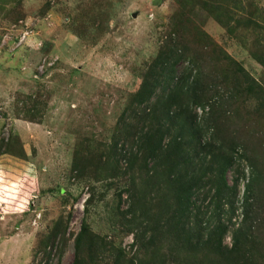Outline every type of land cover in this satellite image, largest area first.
Returning a JSON list of instances; mask_svg holds the SVG:
<instances>
[{"label": "rangeland", "instance_id": "374dc122", "mask_svg": "<svg viewBox=\"0 0 264 264\" xmlns=\"http://www.w3.org/2000/svg\"><path fill=\"white\" fill-rule=\"evenodd\" d=\"M214 7L248 27L228 34ZM252 51L264 52V0H0V264H72L83 226L85 264H138L148 226L162 225L147 253L201 264L198 246L175 243L179 228L204 232L199 221L211 224L225 202L230 248L250 183L243 229L251 223L254 241L234 264H264V66ZM170 64L167 91L159 73ZM144 80L158 82L146 112L135 102ZM170 101L153 163L149 142ZM231 156L224 177L236 188L218 201ZM177 159L189 207L169 176ZM215 259L203 264L225 261Z\"/></svg>", "mask_w": 264, "mask_h": 264}, {"label": "trees", "instance_id": "16d2710c", "mask_svg": "<svg viewBox=\"0 0 264 264\" xmlns=\"http://www.w3.org/2000/svg\"><path fill=\"white\" fill-rule=\"evenodd\" d=\"M180 8H183L182 4L179 3ZM212 16L215 19V21L220 24L228 34L234 33L235 29L237 28V26H240L241 24H243L244 28H247L248 26H246L245 24L249 23L248 20H245L243 18H234L232 19V17H229L228 15H226L223 11L222 8H218V7H214L213 11H212ZM255 25V24H253ZM252 56L253 58L258 61L259 63H261L264 66V52H258V51H252ZM167 67V68H165ZM159 75L161 77L165 76L166 80H163V83L167 84L166 90L168 91L171 87V83L174 81L175 79V69H174V65H165L162 69V71L159 73ZM158 87V82L156 81L154 83H151L149 80H144L140 90L136 93L135 95V102H137L140 105H142V103H145L146 106H144V110H141L142 112H146L148 110V106L150 105L151 99L153 97L156 96V88ZM165 90V89H164ZM163 90V91H164ZM158 99V98H157ZM174 106V103H172L171 101L169 103H167V108L164 109L161 112V120L162 123L160 124V126L156 129V133L154 135V139H152L149 142V148L147 151V157L148 159H150L153 163H155L158 160L159 157V153L161 151H163L164 149V141L166 138H168L170 132H171V127H169L166 122H169L173 119V113H172V107ZM131 115L129 117H134V119L137 117V112L135 113L134 111H131ZM196 123V113L193 114V117L186 122L185 125V129L186 132L190 135H193V129L195 128V124ZM234 158L231 156L230 159L228 160V163L225 164V166H223L219 172L218 175V183L215 185V189H214V193L213 196L214 198H217L218 201H224L226 199V195H225V190H235L234 186L233 187H229L227 185V182L225 180V173L226 171L231 168L234 164ZM187 173V171H185ZM169 176L171 177V179L175 182V181H179V184L181 185V187L179 188L180 192H179V196L177 197L178 199H182L185 197L186 194L189 193L190 191V187L188 188V185L191 181H185V179L187 178V174H181L180 172V162L178 161V159L175 161V163H173L171 165V169L169 170ZM251 190V183L247 184L245 186V190H244V194L242 196V202L241 204L243 205V211H244V219L241 221L240 223V227L233 230L231 232V237H232V244L230 245V248H227L225 246H223V240L226 236V234L229 231L230 226L233 224H231V218L228 219V224L227 222L225 223V220L222 219V214H223V207L225 206V202L223 204H217V206L215 205V208L219 211L218 214L213 215V217L215 216V218L213 219V222L211 224H208V222L206 223V219L205 217L199 221V224L196 226L198 228H200L201 230H203L204 232L199 233L197 235H195V233H191V231L189 230L190 227H188V229L185 226V223L183 224L182 228H179V235L178 237L175 238V243L176 244H180L181 248H187L188 246L191 245H195L198 246L202 251H204L203 254V258L205 260H215L216 262L220 263V260H216L215 258H223L225 259V261L222 264H234L237 263V261L244 259L245 256L248 257V252L246 251V247L247 244L250 242V240L253 243V235L250 233V229L252 230V225L251 223L249 224V227H245V230L243 229V226L246 224L247 220H249L250 216L247 212V208L249 204H248V200H249V193ZM188 199H190V195H187L184 199V201H186V207L190 206V201H188ZM138 199H136V201L134 202V204H132L131 206H138L139 210L141 207V205L139 206V204H137ZM142 204V203H141ZM229 208L233 211L234 210V204H230ZM249 209V208H248ZM130 211H132L130 209ZM141 210V215L144 214L145 212V208L144 211ZM149 212V209L147 210ZM233 215V212L231 213ZM148 216V215H147ZM178 219V218H177ZM177 222L179 223L180 221L177 220ZM250 222V220H249ZM164 225L160 226V227H150L149 228V237L147 238L146 242L140 243V250H142L144 252V257L139 259L138 264H162V261L159 259V256H157V253H153L151 252L150 254L147 253L150 244H154V242L156 240H158V238L161 237H157L159 236L158 234H160L161 229L163 228ZM156 230H158V234H155ZM143 231H147V230H143ZM249 234H248V232ZM55 232V231H54ZM55 235V233H54ZM155 235V236H154ZM88 235H87V228L85 226L82 227L80 234L77 236L76 238V244H75V258L72 264H85V261L83 260L82 254L86 251V244H88V239H87ZM139 238H143V234H138L136 236V241ZM154 258V259H152ZM202 258L201 260V264H203L204 262H206L204 259ZM158 259V262H157ZM189 263L188 264H195V262H192L193 260L191 258H188Z\"/></svg>", "mask_w": 264, "mask_h": 264}]
</instances>
